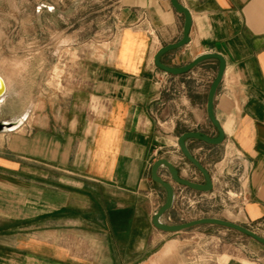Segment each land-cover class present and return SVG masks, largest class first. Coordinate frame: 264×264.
I'll return each instance as SVG.
<instances>
[{"label": "crops", "instance_id": "obj_1", "mask_svg": "<svg viewBox=\"0 0 264 264\" xmlns=\"http://www.w3.org/2000/svg\"><path fill=\"white\" fill-rule=\"evenodd\" d=\"M177 2L191 16L188 42L162 55V62L181 66L200 54L218 53L225 63L213 98L224 140L186 141L212 179L210 191L197 192L220 196V187L232 179L217 177L209 163L218 150L233 153L245 199L228 208L231 217L207 216L264 227V0ZM116 4L114 47L95 62L92 77L82 78L68 100L34 115L27 132L18 130L20 117L8 120H20L14 133L3 137L9 130L0 131V264H200L191 257L203 234L153 226L165 192L152 181L150 168L164 157L184 176L181 169L190 162L178 148V135L217 134L206 104L219 61L207 58L177 75L160 70L153 56L181 38L184 15L171 0ZM0 76L1 100L12 90L1 71ZM157 80L172 84L175 92L159 88ZM172 103L169 123L165 111ZM158 173L171 181L164 167ZM171 183L173 203L161 220L174 223L182 219L184 198L183 185ZM204 225L212 224L194 228ZM238 254L219 261L255 264L240 258L245 251Z\"/></svg>", "mask_w": 264, "mask_h": 264}, {"label": "rangeland", "instance_id": "obj_2", "mask_svg": "<svg viewBox=\"0 0 264 264\" xmlns=\"http://www.w3.org/2000/svg\"><path fill=\"white\" fill-rule=\"evenodd\" d=\"M116 12V0H0V71L12 90L0 100V122L20 117L23 124L18 130L27 132L34 115H45L54 104L68 100L73 89L82 86V78L92 77L95 62L111 53L119 25ZM157 82L159 88L175 92L167 81ZM165 112L169 122L173 103ZM12 133L10 129L3 137ZM235 156L218 150L209 163L217 177L232 179L220 187V196L208 198L176 183L184 198L183 216L176 222L190 216H232L228 208L245 199ZM181 172L189 180H203L191 163ZM252 230L264 236V227ZM198 233L203 237L192 247L191 260L225 264L219 261L221 255L238 257L245 251L240 258L264 264V244L250 236L215 224L193 227L188 236Z\"/></svg>", "mask_w": 264, "mask_h": 264}, {"label": "water", "instance_id": "obj_3", "mask_svg": "<svg viewBox=\"0 0 264 264\" xmlns=\"http://www.w3.org/2000/svg\"><path fill=\"white\" fill-rule=\"evenodd\" d=\"M172 6L180 13L184 15V25H183V31L182 36L179 40L175 42H171L168 44H165L161 46L154 54L153 56V62L157 68L160 70L172 74L177 75L184 72H187L192 67H194L196 64L201 62L204 59L207 58H216L219 61L218 70L216 73V76L212 80L208 95H207V104H206V112L208 119L212 123V125L215 127L217 134L215 136H210L206 133H203L198 130H187L182 132L177 137V144L178 148L181 151L182 155L202 174L203 182H195L192 180H189L187 178H184L179 175V171L177 167L168 159L164 157H160L156 159L150 168V175L151 179L154 183L161 186L165 191V199L164 202L158 207V209L154 212L152 216V224L157 229H160L165 232H178L181 230H185L188 228H192L197 225L202 224H215L224 226L227 228H231L234 230H237L247 236H250L255 241L264 244V236L256 233L252 229L248 228L247 226H244L242 224H239L234 221H230L227 219L219 218V217H212V216H203L199 218H194L182 222H164L161 220V217L167 210L172 206L173 199H174V187L171 183L175 182L177 184L183 185L185 187H188L192 190L201 191V192H208L212 189V179L210 176V173L208 169L190 152L186 145V141L188 139H196L208 144L217 145L223 142L224 140V132L221 127L220 122L217 120V118L214 115L213 112V98L214 94L216 92V89L218 87V84L222 78L225 63L222 56L218 53H204L196 56L192 61L188 62L187 64L181 65V66H170L162 62L161 57L166 52L178 48L188 42V31L191 24V16L190 13L186 8H184L182 5H180L177 0H171ZM4 91V86L2 81L0 80V95ZM21 120V119H20ZM20 120L16 121H1L0 122V131H3L5 129H12L16 125L19 124ZM160 167H164L168 174L170 175L171 181L164 179L159 173L158 170Z\"/></svg>", "mask_w": 264, "mask_h": 264}, {"label": "bare ground", "instance_id": "obj_4", "mask_svg": "<svg viewBox=\"0 0 264 264\" xmlns=\"http://www.w3.org/2000/svg\"><path fill=\"white\" fill-rule=\"evenodd\" d=\"M0 80L2 81V83H3V86H4V81H3V78H2V76H0Z\"/></svg>", "mask_w": 264, "mask_h": 264}]
</instances>
